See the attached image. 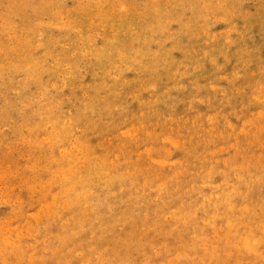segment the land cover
<instances>
[{"label": "rangeland", "instance_id": "374dc122", "mask_svg": "<svg viewBox=\"0 0 264 264\" xmlns=\"http://www.w3.org/2000/svg\"><path fill=\"white\" fill-rule=\"evenodd\" d=\"M0 264H264V0H0Z\"/></svg>", "mask_w": 264, "mask_h": 264}]
</instances>
